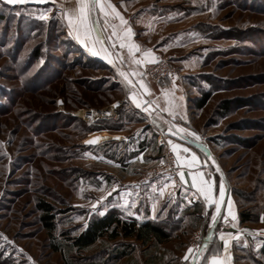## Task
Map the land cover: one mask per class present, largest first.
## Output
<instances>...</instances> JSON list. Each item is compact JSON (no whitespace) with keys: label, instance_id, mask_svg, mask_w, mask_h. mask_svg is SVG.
Here are the masks:
<instances>
[{"label":"rangeland","instance_id":"obj_1","mask_svg":"<svg viewBox=\"0 0 264 264\" xmlns=\"http://www.w3.org/2000/svg\"><path fill=\"white\" fill-rule=\"evenodd\" d=\"M128 7L135 40L158 50L161 60L176 69L173 77L154 82L145 67L156 62L138 68L126 58L128 67L121 69L91 57L78 49L51 5L0 3V264H68L51 249L53 239L40 222V201L55 208L59 242L114 209L140 221L161 213L171 239L150 247L128 240L135 251L116 264L198 262L213 216L207 200L196 201L197 209L196 202L185 199L186 188L166 200L175 184L174 176L165 173L168 154L174 156L179 180L181 173L167 137L153 133L160 145L149 146L159 156L154 161L139 157L141 135L131 138L135 126L125 132L128 141L99 150L84 145L97 133L114 135L109 124L118 126L121 116L92 122L77 112L123 104L128 90L141 93L129 73L143 74L154 84L182 79L186 117L179 121L199 136V151L211 158L216 191L214 177L240 212L253 214L247 227H264V0H138ZM207 92L210 101L197 108ZM124 114L127 121L144 119L132 109ZM144 136L153 141L150 131ZM95 137L99 143L104 138ZM152 170L160 171L154 188L139 187ZM114 244L101 240L68 258L74 264H101L106 246ZM254 255L258 258L253 251L239 252L237 264H264Z\"/></svg>","mask_w":264,"mask_h":264},{"label":"crops","instance_id":"obj_2","mask_svg":"<svg viewBox=\"0 0 264 264\" xmlns=\"http://www.w3.org/2000/svg\"><path fill=\"white\" fill-rule=\"evenodd\" d=\"M131 1L137 2L138 0H104L105 4L110 3L116 8V10L120 13L124 20L127 21V24H121L120 19L115 16L108 17V23L105 24V18L102 13L93 14L94 17H99L96 23V28L100 30L98 34L105 41L104 47L107 48L108 52L107 58H105V52L101 50V46L99 44L96 45L98 54L93 55L88 50V48H86L83 44L76 40L72 35H69L70 29L68 27L67 14L73 7L76 6L78 0H20V2L16 4H9L7 0H0V2L12 6L51 5L57 8L61 14L63 22L65 23V32L72 38L78 49H81V51L86 52L91 57L104 62L107 65L118 66L121 69H126L128 67L127 63L125 62L126 58L131 59L132 61L133 59L129 54L127 47L121 48V41L117 40L115 36H111L113 29L109 25H115L117 35L121 36L124 34V31L127 28H131L133 35L131 37L125 38V43L131 42L139 46L140 50L135 52L134 55L135 59L140 60L141 63L137 64L133 62L138 68H142V66L146 63H154L163 58L158 50L144 47L143 44L137 43V41L135 40L137 30L135 29L134 23H129L128 20V15L131 10V8L128 7V3ZM61 5H64L63 10L61 9ZM110 36L111 39H109ZM113 45L115 46L113 47ZM148 49L152 51V55L155 58L154 62L151 58H146L143 55L144 51ZM109 60H111L112 62L110 63ZM129 74L132 75V79L134 81H137V84L140 86L142 92L137 93L133 90L127 91L124 104H129L130 106H128L129 108L123 106V108H125L120 112V124L123 126L122 129L115 131L114 135L110 134L107 131L97 133L94 136H104V138L95 146L108 142H115L117 140L121 141L122 139H124V141H128L129 138L127 137L129 135L124 136L125 132L127 131V129H131V127L135 126L138 128L136 129V134L134 136H131V138L133 139L134 137L136 138L141 135L142 140L139 145L141 149V155L139 157H151V159H148V161H154V159L156 160L157 155H155L154 152H149V146L156 144L159 147L160 145L156 140V135L153 133H163L167 137L171 149L173 144L181 145V148L178 149V163L179 167L181 168V172L184 173V179L181 180L180 178V180L185 185V188L187 189L186 191H188V196H186L185 199L188 202H198L203 200L206 201L204 196L198 193L195 187H192V175L198 176L200 173H203L204 179L210 180L212 182V174L210 172V165H212V161L206 153L204 154L199 151L200 149L197 147L196 140L190 137V135L188 134L189 132H192V129L186 125L183 126V122L180 123L181 121H179L182 119L184 120L186 117V114L184 112V94L183 88L181 86L182 79L179 80L176 78V81L174 78L161 84H154L150 82L149 79L144 77L143 74L139 76H135L132 73ZM142 84L143 87L141 86ZM134 94L136 100L141 102V107H137L136 103L133 101ZM177 103H179L178 107ZM142 108H147L148 111H145ZM169 108H171V111L172 113H174V115L170 114L168 110ZM128 109H132V111H135L136 113H141V115H143L144 117L143 121L132 122L129 120H125L126 115L124 114V111ZM143 124L145 125L143 126ZM180 129H185L186 132H180ZM148 131L151 132V136L153 139L152 142H149V138L147 136H144L147 135ZM185 147H187L190 151L185 153L183 151V148ZM175 153L177 154V152ZM193 154H195L196 156L195 161H193L192 159ZM158 158L159 156L157 157V159ZM159 173V170H152L148 176L142 178V184H139V187L141 185V187H146V190L148 188L152 190L154 188L155 178H157L154 176ZM221 184L223 185V183H220V186ZM224 192L225 195L223 200L221 201L219 197V190L216 191L214 186L213 197L215 202L210 203L208 201V207L213 208L212 213L213 216H216V221L212 222L211 230L206 235L207 243L205 245L207 246V249L205 250V245L202 246L197 260L198 262L195 264H198L199 260L201 261V264H210L212 255H215L217 259L222 260L224 264H237V255L239 252L250 250L258 253L264 242V227L258 229L257 231L256 227H247L248 223H241L240 209L236 200L228 196L225 189ZM216 202H219V212L216 211ZM260 224L264 225V220L263 222H260ZM221 235H223L225 240L228 241L227 251H225L224 240L220 239Z\"/></svg>","mask_w":264,"mask_h":264},{"label":"trees","instance_id":"obj_3","mask_svg":"<svg viewBox=\"0 0 264 264\" xmlns=\"http://www.w3.org/2000/svg\"><path fill=\"white\" fill-rule=\"evenodd\" d=\"M211 96V92L204 93L202 97L196 101L197 108L203 109L210 101ZM229 104L230 102H225L223 104L224 109L227 111L230 110ZM117 124L119 125H109L111 127L113 126L112 128L116 131L121 130L123 126L120 123ZM91 130H93V128H91ZM113 144L114 142H108L95 147L93 146L94 148L92 146L89 147H92L91 149L99 150L102 147H111ZM157 151H159V148ZM107 153L110 154V152ZM214 179L217 186L220 187V179L216 177H214ZM37 206L40 212V222L49 236L53 239L51 241V249L56 253L63 254V257L68 264H74L73 261L68 258L72 254L84 253L90 250L101 240H107L110 243H115L113 247L106 246L104 252L105 259H102L101 264H116L120 260L129 257L130 253H134L135 246L131 244L132 242L129 243L128 240H133L144 247H150L152 245L157 246L164 244L172 237L171 232L166 229L167 224L162 223L163 218L161 217V213L158 214L157 219L155 220L144 219L140 221L134 217H123L120 211L118 212L114 209L102 217H95L92 219L86 229L82 232H79L71 238H67V240L59 242L54 239V232L57 229L56 216L54 213L55 208L46 201H40ZM199 207L200 203L196 202L195 208L198 209ZM212 209L213 208L210 207L208 211L210 212V215L213 216ZM170 217L171 214L169 215V218ZM253 218L254 216L251 212H240V221L243 224L253 223ZM211 227L212 225L209 228ZM209 231H207V233ZM119 240L127 241V243H117ZM256 254L258 255V258H264V242ZM258 258L254 255V259L259 260Z\"/></svg>","mask_w":264,"mask_h":264},{"label":"snow or ice","instance_id":"obj_4","mask_svg":"<svg viewBox=\"0 0 264 264\" xmlns=\"http://www.w3.org/2000/svg\"><path fill=\"white\" fill-rule=\"evenodd\" d=\"M9 4H16L20 2V0H7ZM64 5H61V9L63 10ZM94 13H102L104 18H105V24L108 23V17L110 16H115L120 19L121 24H127V21L124 20V18L120 15V13L116 10V8L111 5L110 3L105 4L104 0H78V3L76 4L75 7H73L70 12L67 14V22H68V27L70 29L69 35H72L76 40H78L81 44H83L88 50L93 54L97 55V48L96 45L99 44L101 46V50L105 52V58H107L108 52L107 48L104 47L105 41L104 39L101 38V36L98 34L99 29L96 28V23L99 19L98 16L94 17ZM41 19H47L46 15H42L40 17ZM112 27L113 31L111 33V36H115L117 40H120V47L124 48L127 47L129 54L132 56L133 62L139 64L141 63L140 60L135 59V52L139 51V46L136 45L135 43H125V38L131 37L133 35L131 28H127L124 31V34L117 35V32L115 30V25H109ZM111 36L109 39H111ZM91 45V46H89ZM115 45H113L114 47ZM144 57L146 58H151L153 62L155 61V58L152 55V51L150 49L145 50L143 53ZM111 63L112 61L109 60ZM134 75L136 73H133ZM120 75L123 76L127 80V74L124 73L123 71L120 72ZM131 83V81H129ZM143 87V84L141 85ZM133 101L136 103L137 107H141V102L136 100L135 94L133 95ZM145 111H148L147 108L144 109ZM170 114H173L171 111V108L168 109ZM180 132H186L185 129H180ZM191 137H193L195 140H199V136L195 133H189ZM89 143H94V141H89ZM181 148V145L179 144H173L172 149L174 152H177V161L179 162V152L178 149ZM183 151L185 153L189 152L190 150L185 147L183 148ZM193 161L196 160L195 154L192 156ZM180 178L181 180L184 179V173H180ZM167 185H165L166 187ZM192 187H195L201 195L204 196L205 200L209 201L210 203L215 202L214 197H213V190H214V185L213 182L210 180L204 179V174L200 173L198 176L197 175H192ZM225 192H224V187L221 184L219 188V197L220 200L222 201L224 198ZM217 207L216 211H220L219 207V202H216ZM235 218V217H233ZM212 221H216V216L212 217ZM221 240H224L225 243V251H227V243L228 241L225 240L224 236L221 235L220 237ZM207 249V246L205 245V250ZM191 249H189V253H191ZM185 259H188L186 256ZM210 264H224L222 260L217 259L215 255H212Z\"/></svg>","mask_w":264,"mask_h":264},{"label":"built area","instance_id":"obj_5","mask_svg":"<svg viewBox=\"0 0 264 264\" xmlns=\"http://www.w3.org/2000/svg\"><path fill=\"white\" fill-rule=\"evenodd\" d=\"M148 76L154 81V82H160L163 80H166L168 78L173 77L176 74V69L171 66L168 60H160L154 64H149L146 65L145 67ZM124 104V102H123ZM122 103H113L111 104L108 108L100 111L104 115H102L100 112H94L93 110L87 111V113L83 116L80 117L85 120H91L96 121L99 119H106V120H111V119H119V114L122 109ZM102 115V118L100 116ZM168 165L166 167L165 173L167 175H173V180L175 181V184L172 188L169 189L168 193L166 194V200L171 201L174 199L182 190L185 189L184 184L179 180V177L177 178L178 174V169L175 167V162H174V156L171 154H168Z\"/></svg>","mask_w":264,"mask_h":264},{"label":"bare ground","instance_id":"obj_6","mask_svg":"<svg viewBox=\"0 0 264 264\" xmlns=\"http://www.w3.org/2000/svg\"><path fill=\"white\" fill-rule=\"evenodd\" d=\"M87 113V111H79V112H77V115L78 116H81V117H83L85 114ZM103 113H105V111H103V112H101V114L102 115H104ZM102 115L100 116V118H102ZM89 141H94V143H99V140H98V138H96L95 136H91L90 138H88L87 140H86V142H88L89 143Z\"/></svg>","mask_w":264,"mask_h":264},{"label":"water","instance_id":"obj_7","mask_svg":"<svg viewBox=\"0 0 264 264\" xmlns=\"http://www.w3.org/2000/svg\"><path fill=\"white\" fill-rule=\"evenodd\" d=\"M84 145L85 146H95V145H97V143H88V142H84Z\"/></svg>","mask_w":264,"mask_h":264}]
</instances>
